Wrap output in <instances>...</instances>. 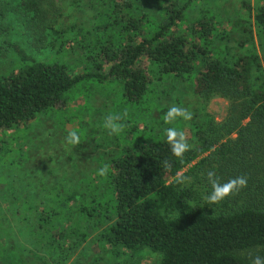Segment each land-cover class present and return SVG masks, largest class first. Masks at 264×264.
Segmentation results:
<instances>
[{"label": "trees", "instance_id": "1", "mask_svg": "<svg viewBox=\"0 0 264 264\" xmlns=\"http://www.w3.org/2000/svg\"><path fill=\"white\" fill-rule=\"evenodd\" d=\"M61 1L0 0V31L19 24L35 46L40 33L63 34L53 23ZM87 6L91 18L74 26L69 46L81 67L37 61L9 44L18 63L0 73V139L42 115L61 114L77 124L71 132L79 139L73 143L67 132L43 144L26 137L33 148H50L41 160L44 173L21 143L0 146L6 186L0 196L16 212L1 214L6 225L26 221L19 235L36 259L45 254L43 264H62L96 230L95 242L113 256L147 250L158 255L155 264H251V256H264V0L243 1L247 14L233 21L216 19L205 0H88ZM178 82L189 90V102L179 101ZM99 87L101 95L115 96L112 117L122 126L107 142L116 149L105 146L102 153L81 133L93 122ZM158 92L172 94L189 121L185 112L168 118L165 108L153 117ZM75 94L80 98L72 100ZM212 97L228 102L221 121L206 112ZM83 143L94 156L83 154ZM13 151L19 158L8 160ZM190 164L194 181L186 185L178 175ZM100 168L107 174L100 176ZM209 171L221 183L244 176L247 184L208 203ZM46 172L59 173V180ZM19 256L22 249L11 255L0 249L7 264Z\"/></svg>", "mask_w": 264, "mask_h": 264}, {"label": "rangeland", "instance_id": "2", "mask_svg": "<svg viewBox=\"0 0 264 264\" xmlns=\"http://www.w3.org/2000/svg\"><path fill=\"white\" fill-rule=\"evenodd\" d=\"M70 0H62L60 2L61 10L60 15L56 18L53 14V19L55 22H53L56 25L57 30H65V33L61 34H53L49 33L38 34V39H40L38 42V47H36L34 44L36 42V39H32V34L30 35V38L27 31L22 28L21 25L17 24L11 27L10 31H0V73H3L8 66H16L18 63V59L15 54L12 53V49L9 46V44H19L22 48L25 49V51L34 59L37 61L42 62H52V61H64L68 62L70 64H76L75 66L78 68L81 67V64L77 63V57L78 55L72 51L69 50V46L73 45L74 42L71 40V38L74 36L75 28L74 26L76 24H84V22L88 19H90L91 11L92 9L87 6L88 0H76L77 3L75 4H69ZM206 3H209V5L212 8V12L214 13V16L216 19H219L223 21H233L239 17L244 16V14H247L245 9L243 8V1H249L252 6L256 4V0H205ZM252 20V19H250ZM96 22V20H92L89 23H86V25H90ZM96 29H91V32H95ZM47 36V38H46ZM95 36H90V38L93 40ZM50 40V42H49ZM264 76V72L262 73ZM177 94L179 96V101H187L189 102L190 97L188 96L190 94L189 90L183 88V85L181 82H178L177 84ZM92 90H94L96 87L91 86ZM102 89L99 87L94 93L93 98L91 100L92 105L94 108H96L92 112V118L93 122H89L86 124L87 131L86 133H82L83 139L86 140L84 143H87V141H90V145L95 148L98 152L102 153L105 146L106 149L115 150L116 147L113 145H108L107 142L110 139V133L108 129L105 127V117L112 116L113 111L112 108V100L114 99V95H110L111 98H107L106 95H101L100 91ZM77 94L72 95V100H75L80 97H75ZM158 99H156V103H158L156 113L153 114V117L159 114V111L161 108H165V111L167 112L168 118L172 119L175 118L174 115H176L178 112H185L184 114V120L186 122L189 121L190 115L188 111H185L182 107L183 105L179 101H175L172 94L170 95H164L163 93H156ZM80 102V101H79ZM78 101L73 102L75 104H72L73 110L77 107ZM206 112L209 113L214 120L221 121L227 112V106L228 102L226 99L222 97H212L206 104ZM180 106V107H178ZM173 108V110H172ZM176 108V110H175ZM103 111H107L106 114L103 113ZM91 114V113H88ZM62 116V114H61ZM61 116L57 117H49L46 115H42L38 117L37 119L33 120V122L29 123L25 128L16 129L13 130H7L4 135L1 136L0 139V146H5L6 142H9L11 144L15 142L21 143L20 148L22 147L25 152H27L30 156H33L34 159H38L40 163H37V166L42 169V173H44L45 170H47L42 162H45V158L43 156L49 151L50 148L46 150H38L36 147H32L30 145V142H28L26 137H30L34 142L38 143H49V142H55V140L59 141L64 134L69 133L72 135L73 132H71V129L77 126L76 123L74 125L69 123L68 121L64 122V119ZM88 116V115H87ZM90 116V115H89ZM91 117V116H90ZM66 119V117H65ZM95 122H98L96 125H94ZM106 128V130H105ZM96 130L93 134L91 130ZM15 131H17L15 133ZM52 134V137L50 139H47L48 133ZM4 137V138H3ZM18 139H14V138ZM82 139V140H83ZM24 141V142H23ZM83 143V148L85 151L86 147ZM104 145V146H101ZM12 147V146H9ZM45 147H49L45 145ZM13 148V147H12ZM74 148L78 149V146H75ZM21 150V149H20ZM83 154L86 155H93L91 150H86ZM94 156V155H93ZM15 159L19 158L18 155H15L14 151L8 155L9 159ZM93 160V157L91 158ZM42 160V162H41ZM192 164L188 165L186 168H184L178 175L180 177L181 182H183L186 185L193 184L194 178L191 176H188L189 168ZM88 166L96 167L94 161H90V164ZM46 172V176H47ZM59 173L48 175L47 178L50 181L55 180L56 182L59 180L60 177ZM57 177V178H56ZM5 184H0V188L3 191L5 188ZM193 187H197V185H193ZM105 191V190H104ZM8 197H1L0 196V249H4L8 255H11V253L16 249H22L23 257H18L17 260H12L8 264H23V259L26 261L27 264H43V260L47 261L48 259L45 257L44 253H41L38 255L40 258L36 259L35 256L30 253L31 245L29 241L23 239L19 235V228L20 226H23L26 224V221L24 220L21 225H19V219H16V222L11 224L12 227L3 219L1 214H9L13 217L15 214L13 211H8L6 203H8ZM18 214V213H17ZM14 218V217H13ZM11 227L13 232L10 234L5 235L4 229L5 227ZM59 228V224H58ZM61 228V226H60ZM99 232V230L93 231V233H90L81 244L77 245L73 250L70 251L69 255L64 259V262L62 264H155L156 261L159 259L158 255L151 253L147 250L142 251L135 255H119L118 257H115L111 254L110 247L107 246V248L102 247L100 243L95 242V235ZM16 235V236H15ZM25 247V248H24ZM105 248V249H102ZM25 250V251H23ZM4 260L0 261L1 263L7 264L6 261L2 262ZM14 261V263H13ZM47 264H54L53 262H49Z\"/></svg>", "mask_w": 264, "mask_h": 264}, {"label": "clouds", "instance_id": "3", "mask_svg": "<svg viewBox=\"0 0 264 264\" xmlns=\"http://www.w3.org/2000/svg\"><path fill=\"white\" fill-rule=\"evenodd\" d=\"M117 118L108 116L105 120V127L108 129L110 134L118 133L122 130V126L118 125L115 120ZM73 135V143L78 142V137L75 133ZM100 176L107 174V168H100L98 170ZM207 178L211 183V191L207 196L208 203H219L225 199L230 193L234 191H239L241 188L245 187L247 184V179L244 176H237L235 178L229 179L227 182L221 183L215 176L214 171H209L207 173ZM251 264H264V256L254 255L250 257Z\"/></svg>", "mask_w": 264, "mask_h": 264}]
</instances>
